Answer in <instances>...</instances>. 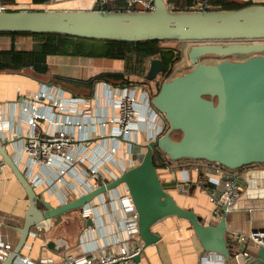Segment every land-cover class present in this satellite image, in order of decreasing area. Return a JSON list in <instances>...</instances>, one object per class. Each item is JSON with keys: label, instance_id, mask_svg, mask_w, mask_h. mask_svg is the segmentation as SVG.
<instances>
[{"label": "water", "instance_id": "obj_1", "mask_svg": "<svg viewBox=\"0 0 264 264\" xmlns=\"http://www.w3.org/2000/svg\"><path fill=\"white\" fill-rule=\"evenodd\" d=\"M38 33L124 42L204 44L189 51V59L194 64L192 71L163 82L155 96L148 85L142 86L154 108L169 122L171 132L147 145L137 146L134 149L136 166L114 182L77 200L58 208L42 200L0 137V157L29 200L24 225L18 229L20 240L3 264H15L32 230L45 220L55 219V224H60L64 216L82 210L93 199L120 186L128 189L138 213L144 249L161 240L154 232L156 226L177 218L190 224L205 252L222 256L232 264L231 259L235 257L232 253L236 249L234 240L228 236L226 216L207 225L194 211L180 207L170 191L176 189L186 195L191 186L176 180H162L153 156L154 149L159 148L173 161L204 160L231 171L264 165V43L256 42L264 41V5L240 10L172 11L165 0H155L153 12H107L97 8L93 11L0 12V34ZM225 42L234 43L223 44ZM209 55L245 59L224 60L212 65L200 63L201 57ZM163 71V61L153 58L145 79L154 82ZM175 133L181 134L180 140H174ZM142 148L145 153H141ZM87 226H94L92 219L87 220ZM47 248L55 251L56 244L50 242ZM140 260L141 254L136 258L137 264ZM245 264H264V249L247 255Z\"/></svg>", "mask_w": 264, "mask_h": 264}, {"label": "built area", "instance_id": "obj_2", "mask_svg": "<svg viewBox=\"0 0 264 264\" xmlns=\"http://www.w3.org/2000/svg\"><path fill=\"white\" fill-rule=\"evenodd\" d=\"M193 1V11L209 9V0ZM116 2L125 3L128 12H133L130 10L132 8H140L135 12L155 10V0H98L97 7L105 11L106 6ZM165 2L170 8L168 0ZM12 9V6L0 2V12ZM150 61L147 65H150ZM101 85L103 92L97 107V94L92 98L80 97L55 84H43L41 90L32 95H26L18 89V99L15 102L0 106V137L35 192L49 205L51 204L45 197L53 191L62 195V206L117 180L126 172L124 163L131 164L130 168L136 163L134 149L137 146L147 145L171 132L169 122L154 108L142 86ZM145 128L148 142L141 144ZM124 144L126 148L121 147ZM141 150V153H145V149ZM121 151L126 158L123 162L118 158ZM7 168L0 157V173ZM171 169L173 167L165 170ZM214 170L220 171L222 176L210 178L209 181L215 188L210 192L209 188L204 187V192L209 194L214 205L215 217L221 219L241 196L237 180L242 174L238 170H225L216 166L206 168L209 173ZM119 171L122 174L118 177ZM60 187H64L63 193L58 191ZM108 193L110 192L99 198ZM120 200L123 211L131 213L135 210L127 188L126 195L120 196ZM91 203L64 218L71 219L74 214L84 221L93 218L95 211ZM43 211H47L44 206ZM54 220H45L31 234L39 238L44 233L51 232V227L56 226ZM60 226L61 224H57V227ZM86 231H89V227ZM250 240L256 250L264 249V230L252 232ZM142 251L139 229H132L127 231V238L120 243L119 250L108 251L104 246H92L86 249L83 256L66 255L62 264H137L136 258ZM11 253L10 245L0 237V264ZM41 262L46 263L44 260ZM15 264L35 263L22 258ZM200 264L230 263L222 256L210 253L200 258Z\"/></svg>", "mask_w": 264, "mask_h": 264}, {"label": "crops", "instance_id": "obj_3", "mask_svg": "<svg viewBox=\"0 0 264 264\" xmlns=\"http://www.w3.org/2000/svg\"><path fill=\"white\" fill-rule=\"evenodd\" d=\"M5 1L11 4L12 10L19 11H93L98 9V0H51L44 5H34L33 0ZM240 1L248 2L249 0ZM250 2L253 5H264V0H251ZM13 43L18 49L25 50L31 47L33 40L30 37L13 40L8 36H0V50L9 49ZM97 63L89 59L48 58L52 74L61 77L87 80L96 71L122 72L124 70L122 62L103 61ZM120 64H122V69L115 71ZM77 68H81L80 74H76ZM83 68H87L85 70L88 71L87 77L82 76ZM43 84L29 76L0 74V106L15 102L18 99V89L26 95H32L40 91ZM102 92V85L98 84L93 95L86 98H92L95 94L100 96ZM95 106H99L98 102L95 103ZM96 107L95 109H97ZM147 140L148 135L145 128L141 135V144H146ZM121 147L126 148L127 146ZM144 152L146 151L144 150ZM118 158L121 159V162L126 160L122 151L119 152ZM135 161L134 166L137 165V160ZM123 166L127 171L132 165L126 162ZM208 166L211 167L209 164L196 160L184 163L176 162L173 169L161 170L159 174L165 173L166 177L161 178L165 182L176 180L178 183L189 184L191 189L186 195L179 194L176 189L170 191L171 195L180 207L194 211L204 220L205 224L212 225L220 221L222 217L221 219L215 217L214 205L210 201L209 194L204 192L203 186L214 189L215 186L209 179L220 178L222 173L216 170L209 173L206 171ZM197 168L199 170H196ZM20 170L22 171L21 168ZM115 171L117 170L115 169ZM225 172L228 173V171ZM229 172L233 174V172ZM239 173L244 177L237 180L241 196L233 208L225 214L229 228L228 236L234 240V249H236L232 253L235 256L231 259L232 264H245V254L254 255L256 253L250 235L254 231L264 230V165L249 166V168L240 170ZM121 174L120 171L117 172L118 177ZM63 189L64 187H60L58 191L61 192ZM108 192L110 193L101 198L98 197L91 203L95 213L90 219L93 220L94 226H87V221L81 220L74 214L71 220L75 223L70 224L73 229H67L68 226L60 228L69 219L63 217L61 226L54 225L51 227V232L44 233L39 238L31 234L19 259L28 258L35 264H62L66 255L83 256L86 249L92 246H104L108 251L119 250L120 243L127 238V231L138 229V213L136 209L131 213L122 210L120 196L126 195L125 186ZM60 196L62 195L53 191L48 193L45 198L54 208H58L63 202V198ZM28 208L29 200L24 188L10 168L3 170L0 173V237L10 245L12 250L20 240L18 229L24 225ZM87 227H89L88 232L86 231ZM154 232L161 236V240L156 245L143 248L139 264H200V258L210 254L204 251L188 222L170 218L156 226ZM50 242L56 244L55 251L47 248V244ZM141 245H143L142 241ZM242 251L244 253H241ZM41 260L46 263H42Z\"/></svg>", "mask_w": 264, "mask_h": 264}, {"label": "trees", "instance_id": "obj_4", "mask_svg": "<svg viewBox=\"0 0 264 264\" xmlns=\"http://www.w3.org/2000/svg\"><path fill=\"white\" fill-rule=\"evenodd\" d=\"M50 1L33 0V4L44 5ZM2 3L11 6L5 0ZM168 4L172 11H193L194 8L193 0H168ZM208 5V10H240L252 6L253 3L240 0H209ZM130 10L135 12L139 11L140 8H132ZM105 11L128 12L129 9L125 3L116 2L106 6ZM0 36H8L13 40L20 37H30L33 40L29 49H18L13 43L9 49L0 50V74H24L42 83L50 82L51 84L59 85L80 97L92 96L96 85L101 83L119 87L137 85L136 83L143 81V85L140 86L151 85V82L145 79L148 70L147 62L153 58H158L163 61L164 71L159 76L162 82L156 83V88L152 90V94L155 96L158 94L161 84L170 79L173 68L180 60L176 50L163 46L166 43L175 42L95 40L53 33L0 34ZM49 57L89 59L98 63L103 61H118L124 64V70L122 72H104L87 80L61 77L52 74V70L48 64ZM134 78L141 81L137 82ZM180 139L181 134L175 133L174 140ZM188 161L194 160L184 159L173 161L159 148L154 149L153 163L159 172L173 167L176 162L184 163ZM196 161H202L210 166L229 170L220 164L210 163L204 160ZM244 169L246 167L240 170L242 171Z\"/></svg>", "mask_w": 264, "mask_h": 264}, {"label": "rangeland", "instance_id": "obj_5", "mask_svg": "<svg viewBox=\"0 0 264 264\" xmlns=\"http://www.w3.org/2000/svg\"><path fill=\"white\" fill-rule=\"evenodd\" d=\"M256 42H262V43H264V41H256ZM232 43H234V42H225L223 44H232ZM238 43H241V42H238ZM247 43L251 44L252 42H247ZM203 44L204 43H197V42H175V43H166V44L163 45L164 47L173 48L174 50H176V52L178 53L179 58H180V60L177 62V64L173 68L171 79H173L175 77H178V76H181V75H184V74H186V73H188V72H190V71L193 70L194 64L189 59V51L191 50L192 47L198 46V45H203ZM210 44H217V43H210ZM243 59H245V58L235 57V56L227 57V58H222V57H217V56H211V55H209V56L201 57L200 58V63L212 65V64H217V63H219L221 61H224V60L241 61ZM97 64H99V63H97ZM149 67H150V65L148 64L147 65V68L149 69ZM117 69H120L121 70L122 69V64H120L119 67L115 69V71ZM85 70H87V68H83V71H82L83 74H82V76L87 77L88 71H85ZM104 72L105 71H103V70L96 71V73L91 74L92 76L91 75L90 76L91 77H95V76H97V75H99L101 73H104ZM147 72H148V70H147ZM77 73L78 74L81 73V68H77L76 69V74ZM134 80H137V82H140L141 81V80L136 79V78H134ZM166 81H169V80H166ZM142 82L141 83H136V84L137 85H143ZM158 82H162V79L160 77H158V79H156L154 82H151L150 83L151 85H148L151 91L154 90V88H156V83L158 84ZM44 84H46V82H44ZM151 87H152V89H151ZM99 98H100V96H98V100L96 102L99 101ZM172 137L174 138V135ZM159 175L163 179L166 177L165 173H162V172ZM74 223H75V221H72L69 218L63 224V226H61L60 228H63V227L66 228L68 226L67 229H69V228L73 229L70 226L72 224H74Z\"/></svg>", "mask_w": 264, "mask_h": 264}, {"label": "flooded vegetation", "instance_id": "obj_6", "mask_svg": "<svg viewBox=\"0 0 264 264\" xmlns=\"http://www.w3.org/2000/svg\"><path fill=\"white\" fill-rule=\"evenodd\" d=\"M241 44H249V43H247V42H241Z\"/></svg>", "mask_w": 264, "mask_h": 264}, {"label": "bare ground", "instance_id": "obj_7", "mask_svg": "<svg viewBox=\"0 0 264 264\" xmlns=\"http://www.w3.org/2000/svg\"><path fill=\"white\" fill-rule=\"evenodd\" d=\"M60 224H62V223H60Z\"/></svg>", "mask_w": 264, "mask_h": 264}]
</instances>
